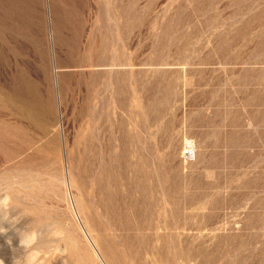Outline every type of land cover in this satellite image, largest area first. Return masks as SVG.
I'll use <instances>...</instances> for the list:
<instances>
[{
	"label": "rangeland",
	"instance_id": "rangeland-1",
	"mask_svg": "<svg viewBox=\"0 0 264 264\" xmlns=\"http://www.w3.org/2000/svg\"><path fill=\"white\" fill-rule=\"evenodd\" d=\"M0 264H264V0H0Z\"/></svg>",
	"mask_w": 264,
	"mask_h": 264
},
{
	"label": "bare ground",
	"instance_id": "bare-ground-1",
	"mask_svg": "<svg viewBox=\"0 0 264 264\" xmlns=\"http://www.w3.org/2000/svg\"><path fill=\"white\" fill-rule=\"evenodd\" d=\"M19 107H21V106H19ZM23 108H25V106Z\"/></svg>",
	"mask_w": 264,
	"mask_h": 264
}]
</instances>
